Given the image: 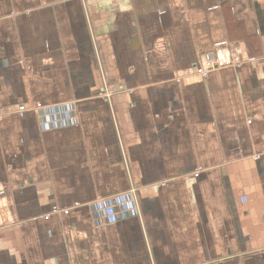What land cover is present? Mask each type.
I'll return each mask as SVG.
<instances>
[{
	"label": "crops",
	"instance_id": "1",
	"mask_svg": "<svg viewBox=\"0 0 264 264\" xmlns=\"http://www.w3.org/2000/svg\"><path fill=\"white\" fill-rule=\"evenodd\" d=\"M0 264H264V0H0Z\"/></svg>",
	"mask_w": 264,
	"mask_h": 264
},
{
	"label": "built area",
	"instance_id": "2",
	"mask_svg": "<svg viewBox=\"0 0 264 264\" xmlns=\"http://www.w3.org/2000/svg\"><path fill=\"white\" fill-rule=\"evenodd\" d=\"M229 50L226 48H221L217 51L215 58L212 61H208L206 62L199 70V74L204 77V78H208L210 75V72L212 70H216L218 68H223V67H227V66H232L234 65L233 60L231 59V57L229 56ZM240 64V61L237 62V65ZM39 108H41L39 106ZM20 114L22 115L23 113L26 112V109L24 107H22L20 109ZM60 212H65V211H57V213Z\"/></svg>",
	"mask_w": 264,
	"mask_h": 264
}]
</instances>
